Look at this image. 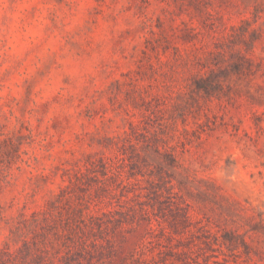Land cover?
<instances>
[{
    "label": "rangeland",
    "instance_id": "obj_1",
    "mask_svg": "<svg viewBox=\"0 0 264 264\" xmlns=\"http://www.w3.org/2000/svg\"><path fill=\"white\" fill-rule=\"evenodd\" d=\"M209 69L225 76L207 97L190 86ZM146 152L124 196L97 200L94 174L77 191L123 212L120 257L172 246L190 264H264V0H0V248L87 159L128 171ZM229 232L247 248L215 244Z\"/></svg>",
    "mask_w": 264,
    "mask_h": 264
},
{
    "label": "trees",
    "instance_id": "obj_2",
    "mask_svg": "<svg viewBox=\"0 0 264 264\" xmlns=\"http://www.w3.org/2000/svg\"><path fill=\"white\" fill-rule=\"evenodd\" d=\"M191 5L201 11L199 2L191 1ZM248 22L247 19L243 20ZM242 26V20H241ZM212 29V28H211ZM194 28L187 27L182 35L183 41H190L191 35L196 36ZM235 31V27H231ZM192 33V34H191ZM232 37V39H230ZM228 42L234 44V39H242V29L238 34H229L225 37ZM215 44V51H207L209 55L222 57L223 47ZM205 45L199 47L203 52ZM234 65L236 72H242V57ZM248 63L249 61L246 60ZM205 67V66H202ZM224 73L209 69V73H197L192 77V87L197 93H202L209 97L220 87L219 79L224 77ZM157 154L159 151L156 150ZM136 162L129 164V170L126 171V164L123 158L116 156V162L111 158L100 156L96 160L87 159L83 167L78 168L72 173H68L67 185L61 187L58 193L46 201L39 210H33L29 214L19 213L12 219V226L9 230L7 240L0 248V264H96L100 260L108 259L107 264H190L186 258L174 251L172 246H166L164 251L159 250L157 256L145 257L144 253L131 254L129 258L120 257L117 248V241L121 239L123 233V224L127 222L123 212L99 211L92 212L90 206L92 203L91 195L87 198L78 195L80 186L84 183L86 177L94 174L97 177L96 183L101 193L96 194L97 200H103L107 196L115 195L116 189H119V196H124L125 190L130 184V178L140 174L137 161L147 162L148 158L154 157L146 152L144 155L136 153ZM171 162L170 167L174 166V157L170 154L164 156ZM163 164L158 163L160 174L163 171ZM163 179V178H162ZM164 181V180H163ZM7 176L0 175V187L7 183ZM112 183H116L115 186ZM114 191V192H113ZM99 201V202H100ZM118 213L119 217L115 214ZM183 221L189 219L187 212L182 214ZM169 226L173 233L180 236L183 231H179L178 223L172 222ZM203 229V238L201 240L206 250L214 251L212 243L207 240L210 233ZM164 232V231H163ZM168 238L175 239L177 244L175 248L182 246L179 240L181 238L172 237L169 233ZM215 244L227 250H237L240 246L247 248L244 241L236 239L232 233L223 235L221 241L215 238ZM215 255H206L202 258L203 264H209V259ZM127 259H129L127 261ZM201 264L198 261H194ZM220 263L213 260L215 264Z\"/></svg>",
    "mask_w": 264,
    "mask_h": 264
}]
</instances>
